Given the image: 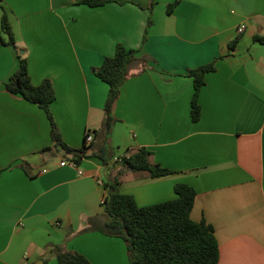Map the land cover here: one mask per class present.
<instances>
[{
	"label": "crops",
	"instance_id": "crops-1",
	"mask_svg": "<svg viewBox=\"0 0 264 264\" xmlns=\"http://www.w3.org/2000/svg\"><path fill=\"white\" fill-rule=\"evenodd\" d=\"M80 1L3 0L16 48L0 45V264H58V247L93 264H130L122 238L85 231L90 217L105 218V183L116 178L140 206L176 198L178 183L193 186L191 216L214 226L218 264H264V0ZM118 44L140 60L114 107L112 157L75 167L54 147L46 111L5 84L26 57L35 85L54 84L64 142L82 149L87 132L98 142L105 119L109 85L95 69ZM213 61L193 121L188 71ZM140 147L174 173L127 168L122 158Z\"/></svg>",
	"mask_w": 264,
	"mask_h": 264
},
{
	"label": "trees",
	"instance_id": "trees-1",
	"mask_svg": "<svg viewBox=\"0 0 264 264\" xmlns=\"http://www.w3.org/2000/svg\"><path fill=\"white\" fill-rule=\"evenodd\" d=\"M108 0H81L80 4L92 7L105 5ZM157 0H153L152 7ZM178 2L169 4L171 13ZM0 8L4 10L2 18L3 33H0V45H12L16 48V40L9 20V13L0 0ZM152 19L149 20V25ZM147 39V33L145 40ZM264 42V37H257ZM238 39L231 43L235 46ZM17 70L6 82V89L12 94L22 95L26 100L43 108L52 126L54 147H62L71 156V160L80 164L86 157H98L108 164L110 154L109 141L116 122L114 107L120 98L122 86L130 76L131 66L139 61L137 50L127 49L118 44L115 54L105 58L103 64L95 69L96 75L108 83L109 93L105 104V119L102 127L95 131L97 143L82 149H74L64 142L54 118L51 106L56 100L54 84L44 79L40 84L32 82L28 60L23 55ZM216 70V61L201 65L188 71L194 79L192 98V119L198 121L201 116L199 103L200 91L206 84V75ZM86 142V138H85ZM49 148V147H48ZM44 150H47L44 149ZM151 152L140 147L122 158L123 164L134 171H148L153 177H161L174 173L169 168L150 161ZM4 168L0 167V176ZM119 178L105 183L108 192L104 205L105 218L101 215L90 217L89 228L85 231H101L102 233L122 238L128 247L130 264H218L220 261V245L214 226L205 220L195 221L192 210L197 192L186 183L175 186L176 198L164 202L140 206L133 195L120 190ZM58 264H93L85 255L57 248Z\"/></svg>",
	"mask_w": 264,
	"mask_h": 264
},
{
	"label": "built area",
	"instance_id": "built-area-1",
	"mask_svg": "<svg viewBox=\"0 0 264 264\" xmlns=\"http://www.w3.org/2000/svg\"><path fill=\"white\" fill-rule=\"evenodd\" d=\"M245 30H246V24L245 23L240 24L238 27V33L242 34L245 32ZM93 139H94L93 134L91 132H87L86 143H91L93 141ZM61 164L66 165L67 161H63ZM70 164H72L75 167L79 166V164H77L75 161H70ZM79 174H83V171L79 170ZM105 203H106V197L102 199V205L103 206L105 205ZM26 264H28V263H26Z\"/></svg>",
	"mask_w": 264,
	"mask_h": 264
},
{
	"label": "rangeland",
	"instance_id": "rangeland-1",
	"mask_svg": "<svg viewBox=\"0 0 264 264\" xmlns=\"http://www.w3.org/2000/svg\"><path fill=\"white\" fill-rule=\"evenodd\" d=\"M59 154L64 155V154H66V153H65L62 149H60V153H59ZM58 157H59V156H57L56 158L58 159ZM104 178L106 179L107 176H105Z\"/></svg>",
	"mask_w": 264,
	"mask_h": 264
}]
</instances>
